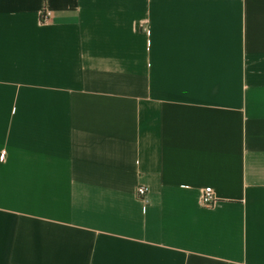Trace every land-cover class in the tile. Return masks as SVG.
Segmentation results:
<instances>
[{
    "label": "crops",
    "instance_id": "0c3cea01",
    "mask_svg": "<svg viewBox=\"0 0 264 264\" xmlns=\"http://www.w3.org/2000/svg\"><path fill=\"white\" fill-rule=\"evenodd\" d=\"M3 151L0 264H264V0H0Z\"/></svg>",
    "mask_w": 264,
    "mask_h": 264
},
{
    "label": "built area",
    "instance_id": "2783aa9c",
    "mask_svg": "<svg viewBox=\"0 0 264 264\" xmlns=\"http://www.w3.org/2000/svg\"><path fill=\"white\" fill-rule=\"evenodd\" d=\"M50 13H47L45 15V19L48 21L50 17ZM6 157V152L3 151L0 158L4 160ZM149 189L145 186H140L136 189L135 191V197L138 201L140 202H145L147 199V196L149 194ZM202 196H201V203L204 207H210L214 204L215 202V197H214V191L212 188H204L201 190Z\"/></svg>",
    "mask_w": 264,
    "mask_h": 264
}]
</instances>
